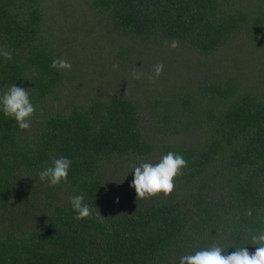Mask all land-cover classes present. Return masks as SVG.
I'll use <instances>...</instances> for the list:
<instances>
[{
  "label": "trees",
  "instance_id": "obj_1",
  "mask_svg": "<svg viewBox=\"0 0 264 264\" xmlns=\"http://www.w3.org/2000/svg\"><path fill=\"white\" fill-rule=\"evenodd\" d=\"M0 48L12 53L0 94L29 89L36 108L23 131L0 110V264H179L214 242L255 251L264 0H0ZM169 151L188 161L173 191L137 199L133 167ZM53 156L72 163L49 187L38 173ZM81 192L92 215L78 221L69 197Z\"/></svg>",
  "mask_w": 264,
  "mask_h": 264
},
{
  "label": "clouds",
  "instance_id": "obj_2",
  "mask_svg": "<svg viewBox=\"0 0 264 264\" xmlns=\"http://www.w3.org/2000/svg\"><path fill=\"white\" fill-rule=\"evenodd\" d=\"M165 44L171 50L180 46V42L176 39H172L170 42L166 41ZM0 57H3L5 62L11 61L12 53L6 48H0ZM51 67L58 71H70L72 64L65 58H56L52 61ZM112 67L114 70L119 69V64H113ZM163 70V62H157L146 79L149 83L153 82L160 77ZM130 75L138 80L144 76V73L140 71V68L133 67ZM30 92L29 89L13 84L7 87L3 94H0V110L3 111L5 117L14 119L22 131L31 127V119L36 112L30 99ZM71 163L67 157L53 156L51 165L38 173L39 180L47 181L49 187L56 186L61 182L67 183ZM187 165L188 161L182 154L169 151L157 163L142 161L134 166L130 186L134 188L137 199L152 198L161 193L167 197L174 189V178L182 175V170ZM84 200L85 195L82 192L69 197L71 208L76 213L74 218L78 221L92 215V208L84 203ZM115 202H119L118 197ZM246 214L251 216V209ZM245 233L250 239V244L255 247L254 252L250 253L247 247L237 246L235 251L226 254L225 248L214 242L209 247L181 256L179 264H264V229L256 230L248 227L245 229Z\"/></svg>",
  "mask_w": 264,
  "mask_h": 264
}]
</instances>
